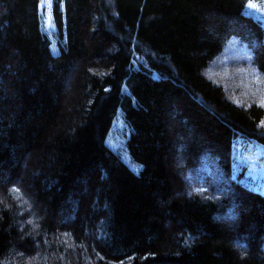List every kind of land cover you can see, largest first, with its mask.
I'll list each match as a JSON object with an SVG mask.
<instances>
[{
	"label": "trees",
	"instance_id": "obj_1",
	"mask_svg": "<svg viewBox=\"0 0 264 264\" xmlns=\"http://www.w3.org/2000/svg\"><path fill=\"white\" fill-rule=\"evenodd\" d=\"M248 2L55 0L54 51L41 0H0V264H264V192L233 170L264 108L208 76L264 75Z\"/></svg>",
	"mask_w": 264,
	"mask_h": 264
},
{
	"label": "rangeland",
	"instance_id": "obj_2",
	"mask_svg": "<svg viewBox=\"0 0 264 264\" xmlns=\"http://www.w3.org/2000/svg\"><path fill=\"white\" fill-rule=\"evenodd\" d=\"M54 1L41 0L40 10L43 31L51 38L54 43V51H57L56 30L52 14ZM246 13L264 24V2L249 0ZM236 28L237 30L242 29L239 25H236ZM232 58L236 60L222 61L221 59L217 61L208 70V76L223 86L235 103L247 107L256 104L264 108V106H261L264 104V75L249 65L251 60L248 57H235L234 54ZM240 61L243 62L239 63ZM175 123H179L178 120ZM127 133L128 130L124 121L122 118H118L112 127L107 143L113 151L121 155L125 162L135 169L136 167L130 161L125 150ZM178 151L179 154L175 163L180 168L183 162V150L178 148ZM233 170L235 179H238L241 173H244L242 183L264 192V146L254 141L238 138L233 149Z\"/></svg>",
	"mask_w": 264,
	"mask_h": 264
},
{
	"label": "snow or ice",
	"instance_id": "obj_3",
	"mask_svg": "<svg viewBox=\"0 0 264 264\" xmlns=\"http://www.w3.org/2000/svg\"><path fill=\"white\" fill-rule=\"evenodd\" d=\"M261 106H264V104H262ZM262 126H264V121L261 122ZM18 191V190H17Z\"/></svg>",
	"mask_w": 264,
	"mask_h": 264
}]
</instances>
